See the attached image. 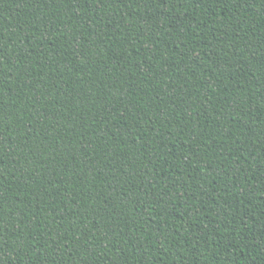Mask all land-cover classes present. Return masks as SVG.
Segmentation results:
<instances>
[{
    "label": "trees",
    "instance_id": "16d2710c",
    "mask_svg": "<svg viewBox=\"0 0 264 264\" xmlns=\"http://www.w3.org/2000/svg\"><path fill=\"white\" fill-rule=\"evenodd\" d=\"M0 264H264V0H0Z\"/></svg>",
    "mask_w": 264,
    "mask_h": 264
}]
</instances>
